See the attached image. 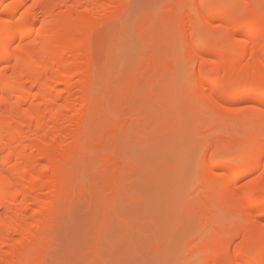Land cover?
<instances>
[{"label":"rangeland","instance_id":"obj_1","mask_svg":"<svg viewBox=\"0 0 264 264\" xmlns=\"http://www.w3.org/2000/svg\"><path fill=\"white\" fill-rule=\"evenodd\" d=\"M107 2L87 36L97 104L66 166L60 209L38 247L40 264H218L212 247L237 232L232 246L239 247L254 222L264 228L261 211L246 215L243 202L230 208L234 192L223 195L216 184L221 174L252 171L244 186L264 173V104L216 108L203 89L219 87L218 96L264 92L254 77L246 80L247 60L231 65L251 52L241 44L244 34L233 32L251 14L264 25V0H194L206 13L191 24L193 46L203 52L192 64L185 60L189 41L177 38L181 26L189 28V0ZM213 42L224 53L208 51ZM214 57L224 68L200 76ZM245 246V263L259 264L262 247Z\"/></svg>","mask_w":264,"mask_h":264},{"label":"bare ground","instance_id":"obj_2","mask_svg":"<svg viewBox=\"0 0 264 264\" xmlns=\"http://www.w3.org/2000/svg\"><path fill=\"white\" fill-rule=\"evenodd\" d=\"M6 1L0 0V264H40L38 247L60 209L66 166L77 155L88 117L97 104L92 99L95 85L91 79L96 77L87 36L93 34L90 31L100 13L107 12L109 0H18L11 7ZM189 2L191 7L185 17L189 28L181 26L177 38L189 41L185 60L192 64L203 52L193 46L198 33L191 24L196 15L204 18L206 9L194 0ZM24 6H28L27 11L19 16ZM233 19L236 22L238 16ZM213 22L209 19L208 27ZM246 23L232 35L244 34L241 44L251 52L246 51L231 65L237 68L247 60L246 80L252 82L254 77L259 83L264 76V25L259 27L252 14ZM218 46L213 42L208 51L221 55L223 50L220 52ZM215 59L199 67L200 76L224 68L223 59ZM219 90L216 86L203 89L216 108L226 103L264 104L262 91L218 96ZM217 146L213 144L209 150ZM260 153L262 156L264 149ZM251 157L248 155L240 165L247 164ZM222 166L217 169L223 170ZM250 172L221 174L216 184L223 195L234 192L228 200L234 204L230 208L243 202L246 215L260 211L264 215V210L259 209L264 205V173L254 183L239 185ZM46 192L50 196L47 199ZM246 230L240 248L232 246L240 235L235 231L229 240L209 250L217 252L218 264H247L245 255L250 250L245 244L252 243L262 247L258 260L264 264V228L259 229L254 222Z\"/></svg>","mask_w":264,"mask_h":264},{"label":"snow or ice","instance_id":"obj_3","mask_svg":"<svg viewBox=\"0 0 264 264\" xmlns=\"http://www.w3.org/2000/svg\"><path fill=\"white\" fill-rule=\"evenodd\" d=\"M8 6L11 7L12 5H8ZM259 86L261 87V89H264V76L261 77Z\"/></svg>","mask_w":264,"mask_h":264}]
</instances>
